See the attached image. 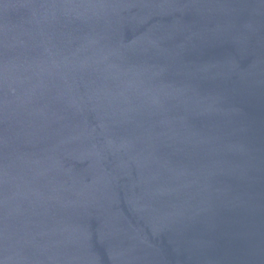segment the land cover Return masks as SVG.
Returning a JSON list of instances; mask_svg holds the SVG:
<instances>
[{"label": "water", "instance_id": "95a60500", "mask_svg": "<svg viewBox=\"0 0 264 264\" xmlns=\"http://www.w3.org/2000/svg\"><path fill=\"white\" fill-rule=\"evenodd\" d=\"M0 264H264V0H0Z\"/></svg>", "mask_w": 264, "mask_h": 264}]
</instances>
